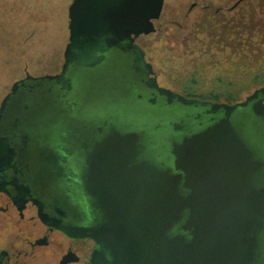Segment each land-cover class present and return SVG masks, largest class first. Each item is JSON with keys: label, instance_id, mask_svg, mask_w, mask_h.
<instances>
[{"label": "flooded vegetation", "instance_id": "af4514ba", "mask_svg": "<svg viewBox=\"0 0 264 264\" xmlns=\"http://www.w3.org/2000/svg\"><path fill=\"white\" fill-rule=\"evenodd\" d=\"M147 35H119L116 45L100 46L90 63L82 61V51L73 50L68 62L63 54L59 72H26L2 98L0 264H102L98 258L109 257L91 231L107 209L87 188L94 147L110 134L135 133L137 162L129 166L142 161L176 174L172 145L222 119L224 111L212 105L243 102L264 87L237 102L230 101L237 92L231 86L223 90L221 82L209 93L196 92V78L175 88L162 81L139 42ZM256 95L234 111L231 122L238 119V134L262 164L254 182L264 188V95ZM179 97L195 103L182 104ZM175 124L182 129L175 131ZM257 253L264 260V231Z\"/></svg>", "mask_w": 264, "mask_h": 264}, {"label": "water", "instance_id": "95a60500", "mask_svg": "<svg viewBox=\"0 0 264 264\" xmlns=\"http://www.w3.org/2000/svg\"><path fill=\"white\" fill-rule=\"evenodd\" d=\"M163 5L164 0H73L66 62L73 50L84 52L82 61L90 63L100 46L116 45L119 35L153 33ZM257 93L264 95V87L243 102L212 105L224 117L172 145L176 174L142 161L129 166L137 162L135 133L110 134L94 147L87 188L107 209L91 231L109 257L101 255L102 264H264L257 253L264 188L254 182L262 164L231 122L234 111Z\"/></svg>", "mask_w": 264, "mask_h": 264}, {"label": "rangeland", "instance_id": "374dc122", "mask_svg": "<svg viewBox=\"0 0 264 264\" xmlns=\"http://www.w3.org/2000/svg\"><path fill=\"white\" fill-rule=\"evenodd\" d=\"M237 1L164 0L156 31L139 38L164 83L182 89L196 78L201 93L231 86V102L264 85V0H243L230 11ZM72 2L0 0V102L26 72H59Z\"/></svg>", "mask_w": 264, "mask_h": 264}]
</instances>
